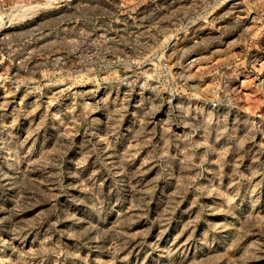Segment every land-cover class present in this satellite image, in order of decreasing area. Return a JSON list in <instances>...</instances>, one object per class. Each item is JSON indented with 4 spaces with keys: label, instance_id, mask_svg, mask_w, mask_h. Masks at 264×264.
<instances>
[{
    "label": "rangeland",
    "instance_id": "1",
    "mask_svg": "<svg viewBox=\"0 0 264 264\" xmlns=\"http://www.w3.org/2000/svg\"><path fill=\"white\" fill-rule=\"evenodd\" d=\"M0 264H264V0H0Z\"/></svg>",
    "mask_w": 264,
    "mask_h": 264
}]
</instances>
